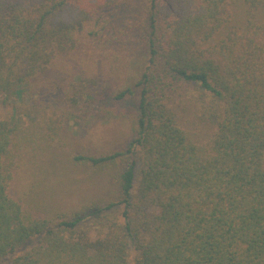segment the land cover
Segmentation results:
<instances>
[{
  "label": "trees",
  "instance_id": "obj_1",
  "mask_svg": "<svg viewBox=\"0 0 264 264\" xmlns=\"http://www.w3.org/2000/svg\"><path fill=\"white\" fill-rule=\"evenodd\" d=\"M139 1L136 9L130 0H0L5 105L34 94L35 82L77 51L133 42L146 58L137 80L110 92L114 105L136 103L128 149L74 158L121 162L117 201L71 217L35 209L18 193L19 173L28 159L37 166L43 146L52 151L60 121L0 118V261L130 264V238L135 264H264V0ZM186 85L209 104L185 101Z\"/></svg>",
  "mask_w": 264,
  "mask_h": 264
},
{
  "label": "rangeland",
  "instance_id": "obj_2",
  "mask_svg": "<svg viewBox=\"0 0 264 264\" xmlns=\"http://www.w3.org/2000/svg\"><path fill=\"white\" fill-rule=\"evenodd\" d=\"M129 3L137 9L141 2L130 0ZM242 19L243 11L239 8L234 23L240 24ZM99 46L95 50L77 51L59 58L50 73L35 82L34 94L26 91L21 97L11 99L7 105L0 101V118L3 120L14 121L23 116L43 126L51 119L60 121L59 137L55 143H49L52 151L44 153V146L38 150L36 167L28 159V164L20 170L16 185L24 201L49 215L71 217L95 202L105 205L117 201L119 196L116 185L121 162L117 166L94 167L76 163L74 158L98 157L128 149L136 136V103L128 101L114 105L110 92L137 80L146 58L143 47L138 43L127 42L118 46L117 50L111 45ZM182 94L187 102L199 99L209 104L207 93L198 86L186 85ZM105 109L113 111L114 117H108ZM199 111L202 113L204 110L199 108ZM139 181L137 170L135 193ZM144 212L146 217H151L157 210L148 205L144 207ZM122 213L123 207H120L115 214L120 224L124 225ZM128 241V260L130 264H135L138 251L130 238ZM11 258L1 260L0 264H8Z\"/></svg>",
  "mask_w": 264,
  "mask_h": 264
}]
</instances>
